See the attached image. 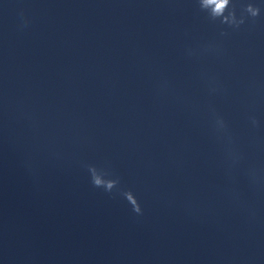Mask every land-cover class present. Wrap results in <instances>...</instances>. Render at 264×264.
Returning a JSON list of instances; mask_svg holds the SVG:
<instances>
[{
  "label": "clouds",
  "instance_id": "clouds-1",
  "mask_svg": "<svg viewBox=\"0 0 264 264\" xmlns=\"http://www.w3.org/2000/svg\"><path fill=\"white\" fill-rule=\"evenodd\" d=\"M198 13L218 29L214 39L207 40L196 46H188L184 49V55L188 59L204 61L208 59L222 60L227 55L225 41L233 33L239 32L246 25H255L264 20V0H195ZM21 27H27L30 19L20 13ZM200 80L204 84L210 97L227 96L229 88L223 82L220 75L211 71H201ZM250 95L253 97L264 94V88L252 80L247 85ZM160 96L174 92L173 85L167 78H162L156 86ZM186 103V98L177 97ZM255 100L247 110V125L253 135L250 136L248 146L264 150V141H261L255 133L264 126L256 113ZM211 118V131L215 141L221 146L223 154V168L228 181L226 194L236 203L242 204V193L238 188L241 178L246 181L249 190L253 194L264 193V164L251 162L248 153L242 145L240 137L233 131L229 121L217 110L213 104L208 105ZM90 182L94 188L102 189L109 194L121 195L131 207V211L138 217L144 215V209L131 189L121 187V181L110 166H97L86 164ZM250 216H255V210L248 208Z\"/></svg>",
  "mask_w": 264,
  "mask_h": 264
}]
</instances>
